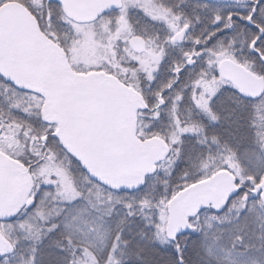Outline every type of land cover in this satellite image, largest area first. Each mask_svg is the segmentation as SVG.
Returning a JSON list of instances; mask_svg holds the SVG:
<instances>
[{
    "label": "snow or ice",
    "instance_id": "1",
    "mask_svg": "<svg viewBox=\"0 0 264 264\" xmlns=\"http://www.w3.org/2000/svg\"><path fill=\"white\" fill-rule=\"evenodd\" d=\"M0 264H264V0H0Z\"/></svg>",
    "mask_w": 264,
    "mask_h": 264
}]
</instances>
